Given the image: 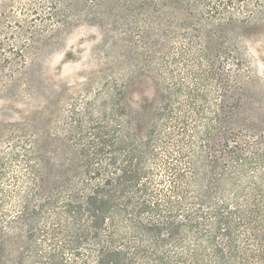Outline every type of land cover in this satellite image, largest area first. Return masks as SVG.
Instances as JSON below:
<instances>
[{
  "label": "trees",
  "instance_id": "16d2710c",
  "mask_svg": "<svg viewBox=\"0 0 264 264\" xmlns=\"http://www.w3.org/2000/svg\"><path fill=\"white\" fill-rule=\"evenodd\" d=\"M173 3L145 13L152 24L180 22L188 52L179 57L191 62V83L165 70L167 62L154 65L159 45L150 43L143 61L157 79L154 97L128 98L143 69L127 67L122 83L104 78L94 92L85 83L84 102L73 101L67 115L47 107L36 132L11 129L25 134L9 143L19 169L10 189L0 187V264H264V129L226 131L237 116L231 86L212 87L221 62L204 47L217 9L201 23L194 12L207 2ZM230 3L219 2L225 10ZM260 19L264 10L253 22ZM32 27L30 45L38 38ZM22 45L10 47L15 62L0 58V73L17 60L25 65ZM15 79L0 89L16 97Z\"/></svg>",
  "mask_w": 264,
  "mask_h": 264
},
{
  "label": "rangeland",
  "instance_id": "374dc122",
  "mask_svg": "<svg viewBox=\"0 0 264 264\" xmlns=\"http://www.w3.org/2000/svg\"><path fill=\"white\" fill-rule=\"evenodd\" d=\"M220 1L224 2L0 0V58L8 56L9 61L15 62L10 47L22 49V44H29L23 51L25 65L17 60L18 66L5 64L0 73V83L7 82L9 75H14L15 84L20 86L16 97L9 89H0V151L7 156L0 187L10 189V177L19 169L15 164L17 162L8 155L9 143L13 136L18 137L25 132L13 134L11 129L15 127L36 132L41 128L40 119L49 106L57 115H67L73 101L77 100L80 105L84 102L87 96L85 83H90L88 87L94 92L102 79L110 77L122 83V80H126L122 75L126 68L138 67L143 70L131 78L132 82L129 83L133 87L128 98L133 103H139L146 97H154L157 79L153 73L147 72L143 61L150 43L159 45L154 65L167 62L165 70H171L188 83L192 82L193 77L188 78L186 74L194 70L186 69L191 66L190 60L183 62L179 57L180 53L188 52V43L180 37L183 34V29L178 27L180 22L174 18L159 17L158 24H152L145 13V9L151 5H155L158 11H164V5L171 6L173 2L198 6L207 2L209 7L194 12L197 18H201V23L204 22L203 18L209 19L207 12L212 7L217 9L206 27L207 33L214 39L203 46L209 48L208 55L213 62H221L218 65L221 70H217L212 87L221 82H228L231 86L228 102L237 116L233 124H227L226 131L232 129L240 132L249 127L264 129V21L253 22V18L263 12L264 0H231L227 10L219 4ZM247 16H250V22L245 21ZM230 18L235 20L233 25H226ZM195 22L199 28L198 21ZM29 26H33V32L38 36L33 45L28 41L31 36ZM138 29L147 33L148 40L139 36ZM165 35L170 41L168 52L164 55ZM201 43L197 41L196 45L200 46ZM236 74L241 76L240 80H237ZM221 141L222 137H219Z\"/></svg>",
  "mask_w": 264,
  "mask_h": 264
}]
</instances>
